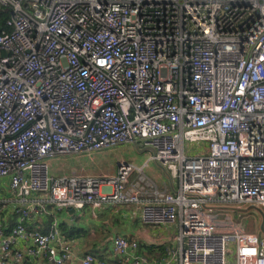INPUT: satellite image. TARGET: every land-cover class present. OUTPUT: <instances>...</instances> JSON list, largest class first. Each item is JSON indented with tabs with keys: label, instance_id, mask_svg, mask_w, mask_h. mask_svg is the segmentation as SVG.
Returning a JSON list of instances; mask_svg holds the SVG:
<instances>
[{
	"label": "built area",
	"instance_id": "1",
	"mask_svg": "<svg viewBox=\"0 0 264 264\" xmlns=\"http://www.w3.org/2000/svg\"><path fill=\"white\" fill-rule=\"evenodd\" d=\"M0 12V264H68L62 211L110 202L179 223L159 263L116 235L126 262L264 264V234L215 215L264 214V0H0ZM125 143L151 155L114 175L52 172L53 158ZM152 161L176 189L144 172Z\"/></svg>",
	"mask_w": 264,
	"mask_h": 264
},
{
	"label": "crops",
	"instance_id": "2",
	"mask_svg": "<svg viewBox=\"0 0 264 264\" xmlns=\"http://www.w3.org/2000/svg\"><path fill=\"white\" fill-rule=\"evenodd\" d=\"M135 147V145H132V149H135ZM144 150L140 149V151ZM89 154L91 153L87 152L82 155L76 154V156ZM68 158H73V156L56 157L50 160L53 174L72 175L66 172V160ZM149 176L158 183L160 188L168 187L174 190L178 184L169 177V174L158 163H155L149 169ZM132 208L133 206L129 204L110 202L96 208L88 205L83 209H76L75 213L69 208L62 211L61 229L72 240L73 244V257L68 260V264H81V259L87 253H92L97 258L98 261L94 264H132L126 262L114 252L113 239L116 235L137 240L139 243L137 253L148 257L153 263L163 261L166 258V254L162 247L167 242L174 241V234L171 235L165 232L163 226H178L179 228V223L161 226L146 225L140 220V214H132ZM140 211L141 209L139 208L138 213ZM5 214L9 219L7 224L9 230L13 226L9 208ZM28 226L40 227L38 219L34 215L30 216ZM134 231L138 232L139 236L132 235ZM16 262L17 264H53L47 259L38 258H29Z\"/></svg>",
	"mask_w": 264,
	"mask_h": 264
},
{
	"label": "rangeland",
	"instance_id": "3",
	"mask_svg": "<svg viewBox=\"0 0 264 264\" xmlns=\"http://www.w3.org/2000/svg\"><path fill=\"white\" fill-rule=\"evenodd\" d=\"M198 145L187 143L186 149L191 150V152H195L198 150ZM89 155L73 156V158H68L66 160L67 169L66 172L68 174H83L85 176H103V175H114L117 171L118 163L120 161L131 162L137 166L143 165L144 162L151 155L150 150L140 151L139 148L135 147L132 149V144L125 143L122 146H118V148L114 149H104L97 152H90ZM84 154V153H82ZM80 154V155H82ZM79 158V159H77ZM155 161H152L148 164V166L144 169V172L149 175V169L155 165ZM137 175V172L135 173ZM9 191L4 194L9 195ZM215 215L222 218L230 215L233 220L241 221L244 223L245 228L248 231L256 232L259 236H263L264 232L261 230V225L263 222V216L260 214H255L248 212L245 216L243 214L238 213L237 211L229 210V209H217L215 211ZM164 231L170 233L171 235H175L177 232L178 226H163ZM132 235L139 236L138 232H133ZM174 247V241L167 242L166 245L162 247L164 253L167 256L166 248ZM168 257V256H167Z\"/></svg>",
	"mask_w": 264,
	"mask_h": 264
},
{
	"label": "water",
	"instance_id": "4",
	"mask_svg": "<svg viewBox=\"0 0 264 264\" xmlns=\"http://www.w3.org/2000/svg\"><path fill=\"white\" fill-rule=\"evenodd\" d=\"M0 29H1V27H0ZM69 210L73 211V213H75V211H76L74 207H69ZM262 216H263V222H262V225H261V229L264 232V214H262Z\"/></svg>",
	"mask_w": 264,
	"mask_h": 264
},
{
	"label": "trees",
	"instance_id": "5",
	"mask_svg": "<svg viewBox=\"0 0 264 264\" xmlns=\"http://www.w3.org/2000/svg\"><path fill=\"white\" fill-rule=\"evenodd\" d=\"M5 16L6 15L4 13L0 12V21L4 20Z\"/></svg>",
	"mask_w": 264,
	"mask_h": 264
}]
</instances>
